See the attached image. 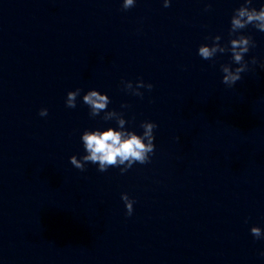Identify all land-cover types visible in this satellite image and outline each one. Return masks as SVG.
Returning <instances> with one entry per match:
<instances>
[{"label": "clouds", "instance_id": "clouds-1", "mask_svg": "<svg viewBox=\"0 0 264 264\" xmlns=\"http://www.w3.org/2000/svg\"><path fill=\"white\" fill-rule=\"evenodd\" d=\"M135 2L136 0H123L122 9L128 10L134 7ZM163 3L166 8L170 6V0H163ZM251 3L252 0H243L241 6L234 10L230 21L228 45H222L220 43L221 36L216 35L210 37L211 44H202L198 48V55L205 60L213 59L217 53H231L232 63L238 66L233 69L231 64L221 65L222 83L228 87H232L241 80V74L248 70V62L245 61L244 57L251 48L255 47V42L250 36L238 33L249 25L264 32V5L257 10L250 7ZM256 62V58L253 57L251 63L255 64ZM261 67H264V64ZM121 83L125 90L131 91L133 95L140 97H143V93L139 91L140 88H147L149 91L153 88L151 83L145 84L143 80H139L135 88L131 81H122ZM80 93L81 89L79 88L67 92L65 103L68 108L76 107L77 97ZM82 100L89 107L91 117H97L103 112L102 119L105 121L115 120L117 127H107L103 130L99 128L86 129L83 131L81 141L85 154L80 158H77L76 155L69 158L70 163L76 169L84 171L86 164L91 163L97 165L100 172H106L110 167H113L119 168L121 174H124L136 163L143 165L151 162V155L155 151L154 130L158 127L156 123L143 121L140 124L143 132L137 134L125 127L126 120L123 113L108 110L111 100L106 93L92 89L83 95ZM121 107H127V105H121ZM39 115L42 117L47 116L48 109H40ZM121 199L125 203L126 215L131 216L134 210V200L130 199L127 193H122ZM250 232L256 239L264 238V231L260 227L253 226Z\"/></svg>", "mask_w": 264, "mask_h": 264}]
</instances>
